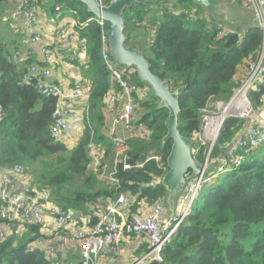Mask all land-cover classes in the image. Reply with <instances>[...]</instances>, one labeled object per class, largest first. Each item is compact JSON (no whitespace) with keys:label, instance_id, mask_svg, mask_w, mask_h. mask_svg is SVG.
Returning <instances> with one entry per match:
<instances>
[{"label":"trees","instance_id":"trees-1","mask_svg":"<svg viewBox=\"0 0 264 264\" xmlns=\"http://www.w3.org/2000/svg\"><path fill=\"white\" fill-rule=\"evenodd\" d=\"M6 1L0 0V9ZM109 1L102 0V4ZM38 2L47 11L63 4L79 20L92 81L88 120L73 149L68 150L64 142L53 138L49 125L57 100L42 95L37 80H26L32 59L21 61L18 44L0 38V170L23 165L30 189L46 190L50 201L70 209L82 211L86 205L100 206L119 194L134 197L129 215L138 212L141 206H152L164 196V187L158 180L167 169L166 157L171 146V141L163 144L167 110L156 108L159 99L138 82L133 70L127 69L131 79L149 92L136 100L145 110L138 124L145 125L149 133L144 138L125 139L130 169L118 166L116 186L99 182L95 174L86 170V164L91 144L110 149L102 134L101 114L110 87L101 58V35L106 33L109 23L103 21L100 26L98 19L78 0ZM123 14L125 44H130L133 36L141 37L146 46L136 43L134 48L142 52L151 73L167 80L170 90L183 87L178 96V130L189 139L199 128L202 109L210 102L229 99L236 86L237 70L263 47L264 35L253 24L246 25L242 33L217 36L216 21L192 0L135 4ZM146 36L150 43L145 41ZM263 97L264 79L249 93L254 108L261 105ZM243 126V120L227 118L211 157H219V147L235 141ZM152 157H158L159 161ZM193 157L202 163L204 149L198 148ZM94 213L95 210L91 215ZM40 228L41 225L30 226L18 239L8 237L0 243V264H48L41 251L27 250L32 238L41 237ZM62 264L80 263L76 254H71ZM149 264H264V144L247 154L240 166L200 189L189 214L163 245L161 261Z\"/></svg>","mask_w":264,"mask_h":264},{"label":"built area","instance_id":"built-area-1","mask_svg":"<svg viewBox=\"0 0 264 264\" xmlns=\"http://www.w3.org/2000/svg\"><path fill=\"white\" fill-rule=\"evenodd\" d=\"M35 1L17 0L24 10L26 24L30 28H34L38 22L39 8ZM98 2L102 4V0ZM242 4L253 14L254 26H257L264 35V0H242ZM55 9L58 11L59 8ZM98 24L103 26V20L99 19ZM215 29L217 36L226 32L235 33L218 22L215 24ZM41 39L42 35L38 33L33 40L40 42ZM41 53L44 55L45 62L50 65L54 60V53L46 46H41ZM101 58L110 81L109 91L103 100V108L111 117V128L120 123L123 130L128 133V137L139 138L141 133L146 131L148 134L145 127V130H142L141 126H135L133 118L138 105L136 100L144 98L146 93L131 79L127 69L113 62L105 32L101 35ZM70 60L84 62L87 57L83 50H78L70 56ZM49 76L50 70L47 67L30 66L26 80H37L40 93L57 100L53 111V121L49 125L50 135L57 140L62 132L77 131L80 122L78 119L70 120L61 116L59 104L64 95L57 86L46 82ZM263 79L264 45L260 53L255 58L247 60L242 70L235 74L236 86L232 89L229 99L226 102H212V109L207 107L202 109L199 128L192 133L190 139L193 141V146H196L192 150L193 154L198 151V148L204 149V160L201 164L207 168V171L201 172L194 178L187 175V183L177 200L173 219H162L165 208L161 200L149 206L146 212H141L142 209H139L138 212L129 215L127 198L124 194H119L115 200L107 199L104 210L96 216L91 226L79 225L75 221L72 209L50 201L46 190L30 189L29 176L26 174L25 167L16 164L9 168L8 172L23 184V189H20L14 181L0 177V243L8 237L21 236L30 226L41 225L43 217L48 216L52 219L49 235L32 238L27 243V250L41 251L48 264H62L63 253L69 251L78 255L80 264H97L102 253L115 252L119 243L130 235L140 236L146 240L145 250L131 264L160 262L163 245L189 214L191 206L199 196L200 189L210 184L217 176L240 166L247 154L264 144V109L256 110L249 98V93L255 90ZM71 96L77 100H88L89 91L81 81H75ZM227 118L241 119L244 126L239 138L233 141L231 150L224 159L219 160L218 157H211V151L217 143ZM111 142L115 155L114 171L109 174L105 172L102 164L103 150L96 144H91L89 147L86 170L91 171L100 180L116 186L118 182L115 180V172L118 166L122 165L123 169H130L127 163L128 148L125 139L116 134H111ZM151 159L159 161L158 157Z\"/></svg>","mask_w":264,"mask_h":264},{"label":"crops","instance_id":"crops-1","mask_svg":"<svg viewBox=\"0 0 264 264\" xmlns=\"http://www.w3.org/2000/svg\"><path fill=\"white\" fill-rule=\"evenodd\" d=\"M219 1L221 3H226L230 7V10L235 14L236 22L239 21L242 26L245 24L251 25L253 23L254 19L252 16L249 20L243 17L245 13H250L243 6L242 0ZM56 7L59 8L58 11L55 9ZM37 20L38 22L35 27L30 28L26 24L24 10L17 0H7L0 9V38L6 42H14L18 44L21 61L32 59L31 66L41 67V64H45V67L50 70V76L46 79V82L57 86L64 95V98L59 104L61 116L70 120L78 119L80 122L77 131L62 132L57 138V140L66 144L68 150H71L81 139L84 130V123H87L88 120V100H77L71 96L73 83L75 81H83L82 83L86 86L87 90H91L92 81L89 76L90 69L86 67L87 60L84 62L81 60H77L76 62L70 60V56L78 50H83L86 54L85 41L80 37V23L76 14L70 9H66L63 4H57L51 11L39 8L37 12ZM38 33H41L42 35L40 42L33 40L34 36ZM41 46H46L54 53V60L50 65L44 60V55L41 53ZM241 70L242 66L239 67L237 73ZM261 102V105L255 108L256 110L264 109V97ZM101 114L103 116L102 134L104 135L105 140L110 144V149L107 150L100 144H97V146L101 147L103 150L102 164L105 166L106 170L107 167H109L110 172H112L115 169V164L114 166L112 164L113 151L111 134H118V136L123 139H126L128 134L123 128H116V130L115 128H111V117L104 111V108L101 109ZM136 125L141 126V124L135 122V126ZM241 130L237 133L236 139L239 138ZM34 168L37 169L38 164H35ZM0 177L14 181L20 189H23V184L18 179L12 177L8 172V169H1ZM97 178L99 182L103 183L99 177ZM126 198L127 210H129L133 197L130 198L128 196ZM106 202L107 199L104 200L100 206L97 204L94 207L86 205L85 210L82 211L72 209L74 211L75 221L79 225L90 226L92 219L96 218V216L104 210ZM148 207L149 206H141L139 209H142L141 212H146ZM94 210V215H91ZM166 213L167 211L165 208L162 219L170 220ZM51 227V217L44 216L39 230L40 235L42 237L48 236ZM2 229L5 230L4 227H2ZM145 247L146 240L142 239V237L134 235L127 236L119 243L115 252L102 253L98 258L97 264H131L134 259L136 260L143 253ZM71 254L74 255L72 251L63 253V260L67 259ZM76 256L78 259L77 254Z\"/></svg>","mask_w":264,"mask_h":264},{"label":"water","instance_id":"water-1","mask_svg":"<svg viewBox=\"0 0 264 264\" xmlns=\"http://www.w3.org/2000/svg\"><path fill=\"white\" fill-rule=\"evenodd\" d=\"M86 6L88 13L93 14L98 20L109 23L106 31L109 54L119 67L133 69L138 82L146 85L153 96L159 99L157 109H166L167 117L164 120L166 134L163 144L171 141L170 151L166 157V171L160 178L159 184L164 187L162 201L169 219H173L176 203L186 183L187 175L197 177L201 172L207 171L201 163L193 157V141L182 136L178 130V96L183 87L170 90L169 82L161 80L150 71L148 61L142 52L125 44L127 35L124 33V10L135 4L156 3L162 0H110L107 5L100 4L98 0H78ZM175 3L177 0H166ZM201 7L212 20L222 23L235 33L246 29L239 21L236 22L235 14L226 3L219 0H192ZM253 24V23H252ZM254 25V24H253ZM241 27V28H240ZM240 28V29H239ZM234 142L226 146H220L219 160L224 159L231 150ZM209 170V169H208Z\"/></svg>","mask_w":264,"mask_h":264},{"label":"rangeland","instance_id":"rangeland-1","mask_svg":"<svg viewBox=\"0 0 264 264\" xmlns=\"http://www.w3.org/2000/svg\"><path fill=\"white\" fill-rule=\"evenodd\" d=\"M36 2V4H37V7L38 8H42L41 7V5L39 4V2H38V0H36L35 1ZM232 11V10H231ZM248 11V10H247ZM73 12V11H72ZM233 12V11H232ZM249 12V11H248ZM234 13V12H233ZM250 13V12H249ZM252 16V14L250 13V14H248V13H245L244 15H243V17L244 18H246L247 20H249V18ZM246 25V24H245ZM241 28V27H240ZM239 28V29H240ZM246 29H243L240 33H242V32H244ZM142 38L140 37H137V36H133L132 37V40H131V42H130V44H128V45H130V46H132V47H137L136 46V43H142V40H141ZM145 41L146 42H148V43H150L149 42V40H148V37L146 36V38H145ZM143 44V43H142ZM144 46H146V44H143ZM263 45H264V42H263ZM73 63V62H72ZM83 82V81H82ZM142 90H144V92L145 93H147L148 92V90H147V88L146 87H142ZM150 90V89H149ZM150 94H151V90H150ZM148 95H149V92H148ZM212 106H213V103L212 102H210L208 105H207V108L208 109H212ZM145 115V110L144 109H142V108H140L138 105H137V108L135 109V113H134V116H133V118H134V120H135V122H137V123H139L140 121H141V118H142V116H144ZM141 127H142V130H145V125H141ZM145 127V128H144ZM112 128L114 129L115 128V130H116V128H123L122 127V125L119 123V124H116V125H113L112 126ZM126 132V131H125ZM147 132V131H146ZM146 132H142L141 133V138H144L145 137V135H146ZM128 134V133H127ZM126 134V135H127ZM116 135H118V134H116ZM125 135V136H126ZM113 153V152H112ZM113 166H114V164H115V155H114V153H113ZM105 167V166H104ZM113 170V169H112ZM105 172L107 173V174H109L110 173V169H109V167H107V170H106V168H105ZM214 181H215V179H214ZM40 227V226H39ZM143 239V238H142Z\"/></svg>","mask_w":264,"mask_h":264},{"label":"bare ground","instance_id":"bare-ground-1","mask_svg":"<svg viewBox=\"0 0 264 264\" xmlns=\"http://www.w3.org/2000/svg\"><path fill=\"white\" fill-rule=\"evenodd\" d=\"M194 148V147H193Z\"/></svg>","mask_w":264,"mask_h":264}]
</instances>
